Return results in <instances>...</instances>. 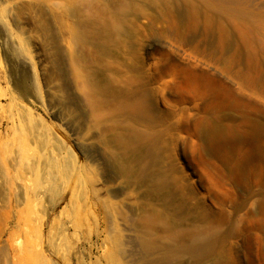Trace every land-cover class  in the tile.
<instances>
[{
    "label": "rangeland",
    "instance_id": "rangeland-1",
    "mask_svg": "<svg viewBox=\"0 0 264 264\" xmlns=\"http://www.w3.org/2000/svg\"><path fill=\"white\" fill-rule=\"evenodd\" d=\"M178 1L192 22L141 3L132 43L78 64L69 0H0V264H194L182 252L164 259L165 218L146 234L136 211L162 203L109 170L99 133L130 100L106 101L95 79L125 78L157 94L153 131L196 198L213 211L208 188L225 200L220 223L193 200L164 211L174 231L202 233L222 264H264V0ZM201 121L224 135L216 152ZM236 165L245 186L231 179Z\"/></svg>",
    "mask_w": 264,
    "mask_h": 264
},
{
    "label": "bare ground",
    "instance_id": "bare-ground-1",
    "mask_svg": "<svg viewBox=\"0 0 264 264\" xmlns=\"http://www.w3.org/2000/svg\"><path fill=\"white\" fill-rule=\"evenodd\" d=\"M141 3L158 9L166 16L178 15L186 22H192L197 14L191 6L181 4L178 0H69V15L74 20L75 29L73 38L78 46L76 62L80 63L81 55L84 53L90 54L95 50L100 55L107 56L113 51V47L116 48L125 42L132 43L134 15L139 11ZM205 25L209 27L210 22L206 20ZM133 68L136 71L137 64H133ZM95 83L96 93L106 101H118L124 98L130 100L128 104H121L115 115L111 114L106 119L107 126L99 133V140L101 138V144L106 147L103 152L109 163V170L114 175L124 177L127 182H135L146 198L162 203L160 207L162 210H153L146 214L137 207L138 227L144 233L151 234L155 231L159 219L165 218L159 231L167 234L171 243L168 241V245L165 244L166 246L161 248V251H164V259L167 261L182 252L191 254L194 257L192 260L194 264H202L207 257L205 248H210L212 251V245L201 239L204 238L202 233L174 231L177 219L172 216L171 219L164 211L174 208L175 211L183 213L186 200H193L195 209L201 213L205 212V216H211L214 222L220 223L226 217V211L223 209L225 200L208 188L207 194L216 211L206 207L203 205L205 198L203 202L197 199L192 183L173 166L171 158L166 154L168 151L166 152L164 139L161 138L162 134L153 131L158 121L152 116L151 100L157 94L153 96L144 84L128 78L109 81L95 79ZM165 88V84L161 85L158 91L163 102H165L163 96ZM102 104L100 103V106ZM118 120L120 123L116 122ZM132 125L142 126L144 130L135 129ZM199 125L211 150L216 152L222 145L224 135L206 121H201ZM107 148L109 154L106 152ZM230 175L232 181L245 186V176L238 165L231 170ZM257 205L259 210L264 211V201H259ZM236 210L237 208L232 209V212ZM29 221H35L34 209L31 211ZM33 251V245L29 244L25 251L21 252L26 258L32 255ZM210 256L213 264H222L224 260L222 254L214 251L210 252Z\"/></svg>",
    "mask_w": 264,
    "mask_h": 264
}]
</instances>
